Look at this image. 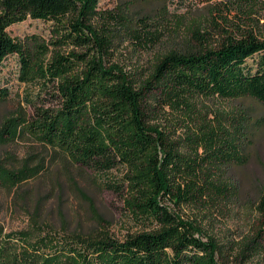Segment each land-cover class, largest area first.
I'll use <instances>...</instances> for the list:
<instances>
[{
    "label": "trees",
    "instance_id": "1",
    "mask_svg": "<svg viewBox=\"0 0 264 264\" xmlns=\"http://www.w3.org/2000/svg\"><path fill=\"white\" fill-rule=\"evenodd\" d=\"M97 5L98 0H0V69L15 55L17 81L37 90L25 94L34 114L10 118L0 139L28 136L96 173L120 170L122 176L105 187L125 192L124 209L141 230L123 239L101 232L77 241L57 240L47 232L20 242L27 237L4 234L0 226V264H219L214 241L204 240L196 224L166 203L201 204L225 196L233 186L220 171L241 160V131L217 122V132L206 122L200 133L188 136L192 145L183 154L165 131L148 124L147 95L155 94L160 107L171 111L188 112L197 98L248 97L264 105V30L257 35L226 32L210 49L171 50L136 84L121 67L108 66L95 54L58 50L69 44L106 47L89 24L93 17H110ZM26 19L48 23L49 39L37 33L13 37L8 27ZM42 93L54 100L51 110L36 108ZM9 95L8 87L0 85V103ZM34 175L0 166V187Z\"/></svg>",
    "mask_w": 264,
    "mask_h": 264
},
{
    "label": "rangeland",
    "instance_id": "2",
    "mask_svg": "<svg viewBox=\"0 0 264 264\" xmlns=\"http://www.w3.org/2000/svg\"><path fill=\"white\" fill-rule=\"evenodd\" d=\"M97 9L110 15L107 20L93 17L89 22L106 40V47L69 44L58 50L95 54L106 65L121 67L136 84L144 82L158 59L171 50L210 49L226 32L257 35L264 30V0H98ZM8 30L17 39L31 33L46 39L50 35L49 24L34 19ZM17 65V57L10 55L0 69V85L10 91L0 103V132L10 118L19 113L31 117L35 112L25 94L37 90L17 81ZM154 96L147 95L148 124L165 131L183 154L192 145L188 136L200 133L206 122L217 132V122L226 130L238 127L241 131V160L220 171L233 186L225 196L201 204H166L183 220L196 224L204 240L214 241L219 264H264V105L248 97L197 98L190 111H171L162 109ZM35 101L36 108L55 106L45 93ZM0 166L13 173L26 169L36 173L13 187H0V226L4 234L27 237L20 242L37 240L47 232L57 240L77 241L101 232L123 239L141 230L124 209L125 192L105 187L122 176L118 169L96 173L28 136L0 139Z\"/></svg>",
    "mask_w": 264,
    "mask_h": 264
}]
</instances>
